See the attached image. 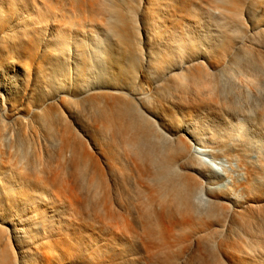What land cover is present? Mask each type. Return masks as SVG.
Segmentation results:
<instances>
[{
    "label": "bare ground",
    "instance_id": "bare-ground-1",
    "mask_svg": "<svg viewBox=\"0 0 264 264\" xmlns=\"http://www.w3.org/2000/svg\"><path fill=\"white\" fill-rule=\"evenodd\" d=\"M0 264H264V0H0Z\"/></svg>",
    "mask_w": 264,
    "mask_h": 264
},
{
    "label": "rangeland",
    "instance_id": "rangeland-1",
    "mask_svg": "<svg viewBox=\"0 0 264 264\" xmlns=\"http://www.w3.org/2000/svg\"><path fill=\"white\" fill-rule=\"evenodd\" d=\"M196 150L202 155V157L204 159H206L205 160L206 162H208V163L210 162V165L212 164V166L214 165L213 167L215 170H217L218 172L223 171V167H224V165H226V162L216 161V160L212 159L211 157L207 156L208 154H207V152H205V150H202L200 148H196ZM205 157H207V158H205ZM238 198H240V197H238Z\"/></svg>",
    "mask_w": 264,
    "mask_h": 264
}]
</instances>
